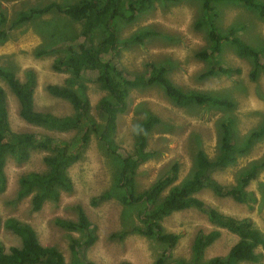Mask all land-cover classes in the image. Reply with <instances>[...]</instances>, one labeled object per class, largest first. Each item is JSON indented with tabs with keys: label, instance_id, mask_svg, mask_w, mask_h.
Masks as SVG:
<instances>
[{
	"label": "rangeland",
	"instance_id": "obj_1",
	"mask_svg": "<svg viewBox=\"0 0 264 264\" xmlns=\"http://www.w3.org/2000/svg\"><path fill=\"white\" fill-rule=\"evenodd\" d=\"M77 1L0 0V11L4 16L0 19V31L6 35L4 39L0 38V66L13 72L21 82L28 79L27 72L34 74V108L38 112L55 116L75 113L69 102L51 96L46 88L49 85L62 86L70 76L65 71L53 69L55 60L64 55L69 46L87 45L88 42L80 35V23L57 11L34 17L20 25H15V22L21 12L30 8H40L51 2L64 7ZM216 5L218 9L214 18L221 33L237 29V35L247 45L264 48V18L258 12L233 1L223 0ZM201 17L200 0H154L151 8L138 14L134 20L116 23L120 39L140 34L142 30L153 34L144 36L141 44H129L126 48L119 45L120 54L116 56L105 54L102 57L114 64L124 79L146 78L149 65H161L167 68V76L176 87L184 91H200L213 100L230 104L229 108L214 102L204 106L180 107L158 85L143 86L140 83L131 87L128 109L118 115L114 136L124 156L135 158L137 154L132 137L136 123L149 115H155L160 120L147 139V150L153 155L135 169L134 182L138 195L165 175L173 164L179 167L173 185L189 178L195 169L199 151L214 160L219 154L224 126L234 132L235 143L239 147H248L234 164L223 171L211 173L217 183L235 185L242 170L252 162L264 163V137L248 141L252 131L264 126V70L255 68L250 58L238 56L230 44L222 43L215 62L231 68L233 72L227 75L217 70L213 75L202 78V74L213 68L214 61L197 57L209 44L207 28H197ZM102 37L100 31L96 32L91 43L97 44ZM39 51L44 52L38 55ZM260 61L264 65V50ZM83 75L81 82L89 100V117L101 126L104 117L99 105L104 100H110V96L97 82V72L86 71ZM0 86L6 93L8 120L14 133H38L73 144L71 140L76 131L56 133L23 121L16 97L1 78ZM80 152V160L68 169L73 182L72 191L62 192L57 202L47 201L36 212L31 208L30 196L17 199L18 179L30 172H45L47 168L43 158L51 153L34 150L24 162L8 157L4 169L6 187L0 193V219L14 218L30 225L40 245L55 248L66 264L70 260V241L81 234L65 230L55 221H77V208L83 210L95 230V242L85 251L86 258L93 264H119L122 261L153 264L162 255L166 264H202L210 258L226 255L237 242L236 235L222 230L221 236L195 259L191 248L195 236L198 232L211 231L214 225L202 210L194 206L172 213L161 221L164 232L179 236L171 250L167 251V245L154 238L131 232L133 227L143 226L140 218L143 217L145 203L141 201L131 206L121 203L117 187L120 159L108 154L97 134L92 132ZM168 190L163 192L162 197ZM246 191L254 193V202L239 204L230 197L216 196L210 188L201 190L195 197L206 207L237 220L251 219L255 229L264 237V165ZM103 193L108 194L107 199L92 204V199ZM0 244L6 249L19 247L20 239L0 228ZM255 252L262 255L261 261L256 264H264V248L258 247Z\"/></svg>",
	"mask_w": 264,
	"mask_h": 264
},
{
	"label": "trees",
	"instance_id": "obj_2",
	"mask_svg": "<svg viewBox=\"0 0 264 264\" xmlns=\"http://www.w3.org/2000/svg\"><path fill=\"white\" fill-rule=\"evenodd\" d=\"M154 0H79L67 6H61L56 2L37 8H30L27 12H21L17 17L15 25H20L34 17L49 14L53 11L80 23V35L88 44H77L69 46L64 55L55 60L53 69L59 72L69 73L65 84L49 85L47 92L55 97L69 102L74 110L73 115L55 116L50 113L38 112L34 108V86L35 77L32 72H27L28 79L21 82L16 75L0 66V78L4 80L19 103V116L28 124L38 128L54 131L56 133H68L76 131L71 140L72 145L65 140L53 138L38 133H14L11 130L6 108V93L0 86V193L5 190L6 177L4 173L6 160L12 157L18 162L26 161L31 151L44 150L51 155L43 158L47 170L42 173L30 172L23 174L18 179L17 199L30 196V204L33 211L41 210L47 201L57 202L62 192H71L73 182L68 174V169L81 158L80 148H84L90 138V133L97 134L99 141L112 157L120 159V168L117 173L118 195L123 205H134L141 201L145 203L143 217L140 218L143 226H135L131 232L154 238L166 244V250H171L178 242L179 236L166 233L160 225L161 221L175 213L190 207L202 210L209 222L214 225L211 231L198 232L192 243V254L199 258L206 248L211 246L220 236L221 231L226 230L236 235L237 242L229 249L226 255L210 258L202 264H242L243 262L256 264L261 261L262 255L256 253L258 247L264 248V237L255 229L249 218L237 220L218 212L216 209L206 207L204 203L197 200L195 195L205 188L221 198L230 197L239 204L254 202V193L246 191L250 183L257 179L260 168L264 163L252 162L246 169L242 170L235 185H221L213 178L211 173L223 171L235 163L239 155H242L248 145L238 146L235 143V134L224 126L219 143V154L211 160L203 152L196 155V166L191 176L182 183L173 185L176 181L179 167L173 164L170 170L154 181L141 194H136L134 174L137 166L149 159L153 153L147 150L148 135L159 118L149 115L138 121L133 128L132 137L136 156H124L123 150L119 149L115 141L118 115L128 109L127 99L129 89L137 84L143 86L158 85L162 87L166 96L177 106L187 107L192 105L204 106L214 102L226 108L230 107L225 101L213 100L207 94L196 91H184L176 87L167 76V68L164 66L149 65V73L146 78H135L133 80L121 77L114 64L103 60V55L116 56L120 54V46L124 48L129 44H141L143 37L153 32L140 31L131 37L120 39L116 29L118 21L130 22L142 12L149 10ZM169 1V0H168ZM223 0H200L202 17L197 23V28H207L208 47L198 53L199 58L212 60L213 68L201 77L211 76L218 70L224 74H230L231 68L223 67L215 62V55L222 50V43L230 44L240 57L250 58L255 68L264 70L260 61L263 47L247 45L238 35L237 29L231 28L227 33H221L216 25L217 14L216 3ZM233 1L250 10L258 12L264 18L263 0H226ZM215 3V4H214ZM214 4V5H213ZM0 11V19H3ZM103 34L97 43H91L96 32ZM6 37L0 31L1 40ZM44 51H39L38 55ZM95 71L98 73L96 80L101 88L107 91L110 100L100 103L99 109L104 117L103 125L99 126L89 117V100L85 94V86L81 82L83 73ZM240 72V70H237ZM252 76L255 73H251ZM264 137V126L252 131L248 141L254 138ZM79 148V149H78ZM173 185V186H172ZM169 188L162 197L163 192ZM108 194L103 193L92 199L96 205L107 199ZM148 205V207H146ZM77 221L57 219L55 223L61 228L79 232V238L70 241V260L68 264H93L86 256L85 251L94 244L96 235L94 228L81 208H77ZM0 228L8 230L20 239L19 247L6 249L0 244V264H66L64 257L53 247H43L37 241L32 227L14 218L4 221L0 219ZM119 264H131L122 261ZM153 264H166L162 255ZM168 264V263H167ZM184 264V263H180Z\"/></svg>",
	"mask_w": 264,
	"mask_h": 264
}]
</instances>
